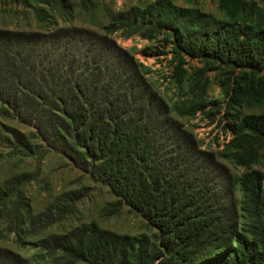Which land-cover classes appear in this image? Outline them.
Returning <instances> with one entry per match:
<instances>
[{
    "label": "trees",
    "instance_id": "1",
    "mask_svg": "<svg viewBox=\"0 0 264 264\" xmlns=\"http://www.w3.org/2000/svg\"><path fill=\"white\" fill-rule=\"evenodd\" d=\"M20 1L39 20L49 18L43 4L60 16L72 6L70 0ZM219 4L229 19L155 0L116 12L103 32L56 21L46 31L0 28L1 113L34 127L32 135L49 151L109 186L116 196L109 213L127 205L156 229L132 235L92 221L52 233L35 244L52 257L48 264H264V170L255 167L264 152V114L231 124L226 155L245 168L232 175L172 114L146 66L113 36L122 30L125 37L171 43L179 82L185 55L198 57L225 71L231 99L254 93L264 100V6ZM201 104L175 109L193 115ZM8 129L17 146L32 148L28 135ZM29 179L24 172L0 184L1 232L19 233L29 222L39 233L64 218L88 188L67 191L34 213L22 188ZM0 264L33 263L0 245Z\"/></svg>",
    "mask_w": 264,
    "mask_h": 264
},
{
    "label": "rangeland",
    "instance_id": "2",
    "mask_svg": "<svg viewBox=\"0 0 264 264\" xmlns=\"http://www.w3.org/2000/svg\"><path fill=\"white\" fill-rule=\"evenodd\" d=\"M31 3L38 4L35 0ZM155 0H70V13L60 16L47 4L49 18L39 20L34 9L20 0H0V28L26 31H46L59 22L61 26H78L103 32V27L110 23L118 11L131 6L145 7ZM178 7H192L199 11L213 13L221 19H229L227 11L220 7L219 0H170ZM264 6V0H248ZM242 18L241 15H237ZM167 34V33H165ZM164 34V35H165ZM160 35L159 39H164ZM118 43L132 52L146 66L147 77L159 94L168 102L172 114L194 132L203 148L217 153L219 160L234 176H240L245 168L237 165L226 155L225 142L231 124L238 122L245 114H264V100L252 94H242L233 100L223 86L226 77L221 68L211 69V64L198 57L185 55L186 62L183 80L175 78L178 60L174 59L172 44L163 41L148 40L139 35L125 37L122 30L113 33ZM253 95V96H252ZM202 103V108L193 115H181L175 106L188 108L193 102ZM0 102V184L9 177L28 172L31 179L22 188L29 198L33 212L46 210L61 194L84 186L86 195L73 202L68 214L39 233L31 231V225L26 222L23 231H2L5 226L0 221V245L9 247L29 258L33 264L52 263V257L46 250L35 244L43 237L52 233H64L78 225L96 222L100 227L139 235H153L156 229L138 212L132 211L127 205H122L117 212L109 213L107 208L113 207L116 200L109 186L95 181L91 176L79 169L63 155L49 151L45 144L32 135L34 127L21 122L16 117L1 113ZM15 127L31 138L32 148L25 149L15 144L8 128ZM224 142V143H223ZM264 170V152L255 166ZM240 210L243 193L239 186L234 192ZM242 211V210H241ZM241 215V223L244 218Z\"/></svg>",
    "mask_w": 264,
    "mask_h": 264
},
{
    "label": "built area",
    "instance_id": "3",
    "mask_svg": "<svg viewBox=\"0 0 264 264\" xmlns=\"http://www.w3.org/2000/svg\"><path fill=\"white\" fill-rule=\"evenodd\" d=\"M232 137H233V133H231L230 131H228L225 142L228 143L232 139Z\"/></svg>",
    "mask_w": 264,
    "mask_h": 264
}]
</instances>
